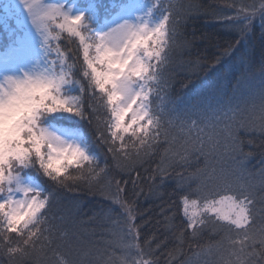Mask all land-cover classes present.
Returning <instances> with one entry per match:
<instances>
[{"label":"snow or ice","instance_id":"snow-or-ice-1","mask_svg":"<svg viewBox=\"0 0 264 264\" xmlns=\"http://www.w3.org/2000/svg\"><path fill=\"white\" fill-rule=\"evenodd\" d=\"M19 4L25 18L0 19V264H264V167L249 172L244 151L255 134L264 146V0L218 16L231 38L195 61L206 76L179 109L168 69L195 36L174 0H86L89 15L65 0ZM257 44L260 103L245 112L219 84L250 86ZM66 191L109 207L89 216ZM141 196L160 200L151 235ZM113 206L118 258L104 239ZM209 229L220 239L201 246Z\"/></svg>","mask_w":264,"mask_h":264},{"label":"trees","instance_id":"trees-1","mask_svg":"<svg viewBox=\"0 0 264 264\" xmlns=\"http://www.w3.org/2000/svg\"><path fill=\"white\" fill-rule=\"evenodd\" d=\"M17 0H0V19L5 21L12 20L15 22L17 19H23V13L21 9L16 5ZM148 3V0H144ZM69 5L81 8L85 15H89V9L84 7L86 0H65ZM103 5H109L111 0H98ZM179 6L180 10L185 13L188 17L186 26V35L191 40L193 35L195 40L191 46L190 54H185L183 57H177L176 62L168 69V74L171 78L170 93L173 97H181V101L178 103V109L183 107L186 103L189 95L197 92L205 79L206 72L204 69L195 66V61L201 57H212L218 54L219 49L216 47L217 44L223 45L224 42L231 37L228 35L227 26L224 24L217 23L216 20L219 17H226L233 15L236 9L246 5L255 3L257 6L260 4V0H174ZM234 5V7H233ZM103 9L96 23L104 22ZM257 29V33H258ZM6 43L5 34L0 28V47ZM62 44H66V41L62 40ZM72 47H75L73 44ZM191 60L193 63L189 64L187 61ZM209 63L211 61H208ZM201 63H204L201 60ZM259 67H260V48L257 44L255 53V63L252 71L256 73L255 78L252 80L250 86H245L239 90L233 88L235 83L234 77H229L223 80L219 84V88L222 90L223 98L227 101L230 100L232 106H238L239 109L247 112L252 108V105H259ZM218 71H223V66L218 68ZM238 75V74H237ZM211 78V77H209ZM188 85V89L185 90L184 85ZM179 124V121H177ZM84 126L87 127V122H84ZM243 136L244 134L241 133ZM254 140L252 145L245 144L244 151L252 152L253 155L248 159L246 167L249 172L256 173L261 167H264V146H262V140L259 134H255L251 137ZM158 159V157L154 158ZM101 163L103 158L101 157ZM230 164V162H226ZM203 160L201 158L200 164L195 163L193 159L192 167L187 169V172H195L197 167L202 166ZM258 178V177H257ZM173 186L172 181H168V187L165 190L164 199H167V191H170ZM147 185H144V192L147 193ZM63 203L67 204L73 200H80L82 202L84 210L88 212V215H92V211L100 210V206L108 208V201L103 200L99 195H89L87 192H69L63 193ZM177 199V197H173ZM160 203V200L155 198H146L141 196L139 198L138 211L143 213L142 220L149 221L144 226L142 235H151L153 230H156V221L162 219L158 213L160 209L156 207ZM115 207V206H113ZM119 212L118 207H115V212L111 213L110 218L104 222L105 228V240L112 242V247L108 250L109 253H114V258L121 256L122 242V223L120 217L117 215ZM87 219V217H84ZM141 220H137V223H141ZM94 224L85 225L86 228H93ZM162 231V227L159 229ZM220 239V236L213 233L210 229L205 232L203 238L200 240L201 246L215 243ZM169 248L173 247V244L168 245ZM184 249H188V243L185 242L183 245ZM164 251V249H161ZM190 254V253H189ZM107 258V257H106ZM215 260L217 257L213 255L211 257Z\"/></svg>","mask_w":264,"mask_h":264},{"label":"rangeland","instance_id":"rangeland-1","mask_svg":"<svg viewBox=\"0 0 264 264\" xmlns=\"http://www.w3.org/2000/svg\"><path fill=\"white\" fill-rule=\"evenodd\" d=\"M138 2H139V0H138ZM143 2H144V6L146 7L147 6V3L144 0H143ZM15 3L21 9V11L23 13V16L25 18L26 14L23 12L22 7L19 4V0H17ZM71 6H72L73 13L82 11L81 8L74 7L73 5H71ZM138 11H143V9H138Z\"/></svg>","mask_w":264,"mask_h":264}]
</instances>
